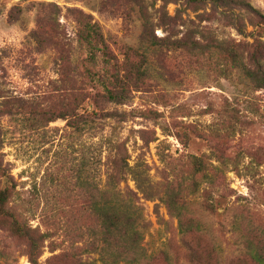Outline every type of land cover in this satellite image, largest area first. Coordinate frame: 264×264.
I'll list each match as a JSON object with an SVG mask.
<instances>
[{
    "label": "rangeland",
    "instance_id": "1",
    "mask_svg": "<svg viewBox=\"0 0 264 264\" xmlns=\"http://www.w3.org/2000/svg\"><path fill=\"white\" fill-rule=\"evenodd\" d=\"M231 1L0 0V191H12L30 226L46 231L42 216L57 208L54 242L68 241V223L90 248L99 224L84 211L88 196L115 192L114 172L115 204L124 196L138 211L150 264L264 256V88L244 69L264 73V0ZM83 18L99 27L105 55L82 41ZM114 76L121 103L94 82ZM138 162L152 197L121 172ZM174 202L199 225L194 236L180 232ZM10 225L0 217V264H31ZM59 249L46 241L39 261ZM89 255L86 264H104L100 251Z\"/></svg>",
    "mask_w": 264,
    "mask_h": 264
},
{
    "label": "trees",
    "instance_id": "2",
    "mask_svg": "<svg viewBox=\"0 0 264 264\" xmlns=\"http://www.w3.org/2000/svg\"><path fill=\"white\" fill-rule=\"evenodd\" d=\"M212 5L218 8H230L231 0H210ZM263 19L264 26V16ZM81 25V39L84 44L89 48L90 54L93 58L98 55L106 54V45L104 44L103 37L101 35L100 29L96 24L89 23L86 18L80 21ZM155 43V42H154ZM245 72L248 77H250L257 86L264 88V73L257 74L250 71L246 66H244ZM113 78L109 80L94 79V82H98L107 89L106 97L112 102L121 103L124 100L123 90H120L116 86L117 82ZM114 80V81H113ZM93 82V81H92ZM108 86V87H107ZM109 86H113L110 88ZM65 118V117H63ZM198 164L201 166L203 163L199 158H194ZM119 159L114 161L115 167H117ZM125 164H122V167ZM126 168H121L123 174H128L132 176L133 181L136 184V188L142 194L152 197V187L149 183L148 174L146 167L138 162L134 167L125 166ZM0 174L4 176V170L1 168L0 164ZM122 175H116L114 172L108 175V186L110 184L113 186V191L110 190H98L94 194H88L89 205L88 210H84L89 215L94 217L99 224L97 230H90L89 233L92 237L93 242L89 246H79L77 245L79 241H73V236L78 237L84 234H80L77 231L70 229L67 223V232L65 233L68 241L64 240L61 244H56L53 240L56 233H53V229L57 230L60 228V222L62 218H65L63 211L57 208H51L49 213L45 212L42 216L44 221L43 226L46 227V231H41V227L34 228L30 226L28 220L29 218L25 215V212H18L11 206V199L13 198V193L9 188L0 191V217L11 218L10 230L11 232L20 240L24 241L27 245V254L31 264H44L39 261L41 255L43 254V248L46 241L51 240V245L53 246L54 252L60 248V254L55 255L47 264H86L84 258H88L93 251H100V258L104 264H119L120 262L126 261L129 264H150L152 257H148L145 253L144 248L141 245L142 233L137 229L138 219L134 215H138V211L134 210L132 206L124 202V196H122V203L119 204V199L117 204H115V196H119L121 192L116 189L119 182L122 180ZM87 186V184H86ZM125 197L137 196L136 193L128 191L125 192ZM114 198V204L112 205V200ZM174 206V212L177 214L180 220V232L184 237H191L197 234L200 230L198 224L194 223L192 220L184 221L185 211L184 206H177V203H172V208ZM64 223V222H63ZM71 230V231H70ZM74 234V235H73ZM101 244V245H99ZM103 245V246H102ZM100 246L101 249H100ZM99 249V250H98ZM196 255H199L201 249L192 247ZM196 250H198L196 252ZM249 260L253 264H264V256L251 251ZM199 264V260L196 263Z\"/></svg>",
    "mask_w": 264,
    "mask_h": 264
}]
</instances>
